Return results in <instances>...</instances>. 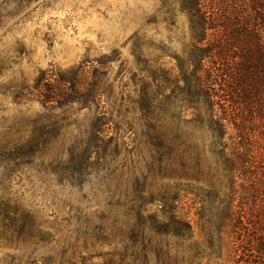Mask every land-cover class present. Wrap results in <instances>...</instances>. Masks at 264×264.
I'll return each instance as SVG.
<instances>
[{"label": "rangeland", "instance_id": "1", "mask_svg": "<svg viewBox=\"0 0 264 264\" xmlns=\"http://www.w3.org/2000/svg\"><path fill=\"white\" fill-rule=\"evenodd\" d=\"M193 45L183 0H0V264L250 261L215 232L240 182L184 105Z\"/></svg>", "mask_w": 264, "mask_h": 264}, {"label": "trees", "instance_id": "2", "mask_svg": "<svg viewBox=\"0 0 264 264\" xmlns=\"http://www.w3.org/2000/svg\"><path fill=\"white\" fill-rule=\"evenodd\" d=\"M183 8L194 42L184 60V105L194 110L225 170L240 182L215 224L225 242L222 255L264 264L256 261L264 260V0H183ZM144 90L152 91L150 85ZM257 117L262 125L252 123ZM172 224L192 228L186 220ZM156 227L150 225L149 232Z\"/></svg>", "mask_w": 264, "mask_h": 264}]
</instances>
